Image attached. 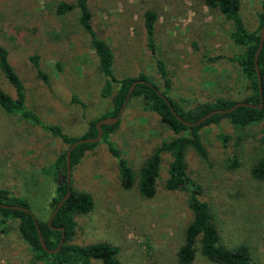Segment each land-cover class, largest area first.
<instances>
[{"label":"rangeland","instance_id":"rangeland-1","mask_svg":"<svg viewBox=\"0 0 264 264\" xmlns=\"http://www.w3.org/2000/svg\"><path fill=\"white\" fill-rule=\"evenodd\" d=\"M60 1L75 0H0V42L23 84L25 109L43 124L81 137L90 121L113 106L110 97L101 96L105 77L78 22V9L58 16ZM261 2L241 0L240 15L250 31L258 26ZM87 6L93 30L112 50L116 79L143 73L162 91L155 62L160 58L171 77L166 95L185 110L217 97L240 101L249 93L234 58L242 48L231 38L233 25L204 0H87ZM147 10L156 15L153 50L146 40ZM32 55L38 56L46 79L37 74ZM117 87L113 83L112 92ZM0 88L16 97L1 69ZM262 127L263 121L236 129L221 119L198 131L206 160L191 147L185 154L186 174L200 187L198 197L208 204L223 245L247 244L251 264H264V180L251 175L263 153ZM174 136L156 112L144 108L141 96L129 97L109 139L136 172L135 180L128 189L121 186L116 158L103 142L86 151L71 168V187L88 193L93 208L75 216V231L67 242H108L118 247L122 264H178L176 252L192 211L189 191L165 187L171 153L161 155L152 197L142 196L138 184L144 161ZM68 147L41 126L0 107V188L26 199L33 216L47 220L57 185L49 174L57 155ZM233 160L236 167L229 164ZM195 246L191 264H216L200 253L199 242ZM0 264H41L22 238L18 220L0 224ZM85 264L103 263L94 259Z\"/></svg>","mask_w":264,"mask_h":264},{"label":"trees","instance_id":"trees-1","mask_svg":"<svg viewBox=\"0 0 264 264\" xmlns=\"http://www.w3.org/2000/svg\"><path fill=\"white\" fill-rule=\"evenodd\" d=\"M204 3L210 8H217L227 20L231 21L233 25L230 34L231 38L235 44L242 48V52L234 58L239 64L241 75L247 81L249 90V93L240 101L256 105L262 103L261 108L239 106L235 110L224 114H214L197 126H187L173 115L165 98L171 102L178 115L188 122L196 121L209 111L229 108L237 101L231 98L217 97L213 101H203L191 108L183 109L166 95L167 91L171 89V77L167 71L165 62L160 58H156L155 62L157 72L164 84V90L162 91L143 73H140L137 77L116 79L112 73V50L109 44L104 39L99 38L92 28L87 0H75L72 3L60 1L56 5L55 13L58 16H62L73 9H78V22L90 37V46L99 58V69L105 77L101 96L104 98L110 97L112 109L100 118L90 121L88 130L81 137L67 135L58 125L43 124L32 111L25 109L23 104V84L13 65L10 63L7 48L1 42L0 69L9 83L14 87L16 97L12 98L0 88V107L7 113L18 114L19 117L41 126L44 131L54 137H58L63 143L70 146L77 139L96 136L97 129L95 123L107 116H115L132 82L144 80V82H137L135 84L130 97L141 96L144 99V108L156 112L160 116V120L173 130L175 136L158 144L140 167L138 172L139 191L142 196L147 198L155 194L161 155L170 152L172 160L169 165V175L165 181V187L168 190L185 189L189 191L187 204L192 211V219L184 230V240L176 252L178 264H191L193 262L197 250L195 246L196 242H199L200 253L216 264H251V253L247 244L239 243L231 248L223 245L208 204L198 197L200 187L189 179L186 174L185 154L187 148L191 147L203 160H206L208 153L198 131L210 123L218 124L221 119H227L236 129L263 121L261 141L264 146V42L257 56L261 78L260 85L254 62L255 51L260 40V29L264 25V0L261 2V11L257 15L258 26L251 31L246 28L240 15L241 0H204ZM144 19L147 46L150 50H153V29L156 15L154 12L147 10L144 13ZM30 61L33 63L37 74L46 79L45 74L40 68L38 56H30ZM113 83L118 84L115 92H112ZM118 123L119 121L111 125H101L103 134L99 141L76 145L71 151L70 164L71 168L76 166L84 153L88 150H93L101 141L107 146L111 155L116 158L121 186L128 189L135 180L136 172L129 166L127 160L109 139L110 134L115 130ZM226 138L227 136L223 135V139L225 140ZM67 149L57 155L53 163V172L49 174L57 183L56 196L50 202V215L68 189L65 179ZM229 164L232 167H236L238 163L233 160ZM251 175L257 180H264V148L262 155L251 168ZM0 203L29 207L26 199L15 196L6 188H0ZM92 208V197L86 192L74 190L71 187L70 196L58 209L50 224L48 223L50 215L47 220H40L28 212L1 206L0 224H4L9 219L18 220V229L22 238L32 249L34 259L41 262V264H85L94 259L100 260L103 264H122L117 258L118 247L108 242H96L87 245L70 244L67 242L75 231V216L86 214ZM37 225L41 230L48 249H55L58 246L62 235V231L59 228H63L65 236L63 244L57 252L50 253L43 249L39 240ZM51 226L58 228L53 229Z\"/></svg>","mask_w":264,"mask_h":264},{"label":"water","instance_id":"water-1","mask_svg":"<svg viewBox=\"0 0 264 264\" xmlns=\"http://www.w3.org/2000/svg\"><path fill=\"white\" fill-rule=\"evenodd\" d=\"M263 42H264V25L260 29L259 45H258V47H257V49L255 51V57H254L255 68H256V71H257V75H258L259 85H260L261 78H260L259 66H258V63H257V56H258L260 50L262 49ZM137 82H144V80H138V81L132 82V84H131L128 92H127V95H126V97H125V99H124V101H123V103H122V105H121L118 113L115 116H107L105 118L99 119L95 123L96 129H97V135L96 136L89 137V138H80V139H77L76 141H74L68 147V149L66 151V171H65V179H66V182H67V185H68V189H67L66 194L60 199V201L57 203L56 207L52 211V213H51V215H50V217L48 219V223L49 224L51 223V220L55 216V214L57 213L58 209L66 201V199L70 196V193H71V164H70L71 151L75 148L76 145H78L80 143H87V142H96V141H99L102 138V134H103V129H102L101 125H111V124H114V123H116V122L119 121L120 116H121V113H122V111H123V109L125 107V104L127 103L128 99L130 97L131 91H132V89L134 88V86H135V84ZM165 100H166V102H167V104H168L171 112L173 113V115L178 120H180L184 124H186L187 126H197V125L201 124L203 121H205L206 119H208L209 117H211L214 114H224V113H227V112H230V111L235 110L239 106L258 107V108H261L262 107V103H260L259 105H256V104H252V103L245 102V101H237V102H235L229 108H226V109H215V110L209 111L208 113L204 114L199 119H197L196 121H194V122H188V121L184 120L180 115H178V113L176 112V110L171 105V102L167 98H165ZM0 206L1 207H4V208L22 210V211H25V212L30 213L33 216L32 212L30 211V209L28 207H24V206H20V205H16V204H4V203H0ZM51 228L56 229L58 227L51 226ZM59 229L62 231V235H61V238H60V241H59L58 246L55 249H48L47 246H46L44 237L41 234V230H40V228L37 225V232H38V235H39V240H40L41 246L47 252L55 253V252H57L60 249L61 245L63 244V240H64L65 233L63 232V228L62 227L59 228Z\"/></svg>","mask_w":264,"mask_h":264}]
</instances>
